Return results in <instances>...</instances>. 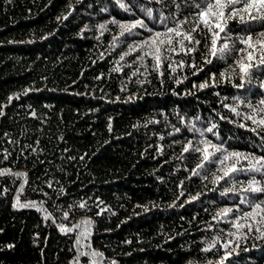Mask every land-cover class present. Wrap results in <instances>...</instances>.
I'll return each mask as SVG.
<instances>
[{"label":"trees","instance_id":"obj_1","mask_svg":"<svg viewBox=\"0 0 264 264\" xmlns=\"http://www.w3.org/2000/svg\"><path fill=\"white\" fill-rule=\"evenodd\" d=\"M122 2L128 11L117 0H0V170L27 174L26 184L0 176V264H264V222L240 220L252 224L251 233L233 227L229 221L248 211L240 197L221 196L224 182L188 178L199 154L179 158L187 140L200 138L191 125L212 123L215 134L205 136L213 143L264 156V130L257 135L245 118L264 116L247 107H262L264 66L242 88L238 74L222 79L235 53L205 64L203 34L195 53L170 54L185 61L182 68L141 62L135 51L121 60L151 33L137 28L139 35L121 36L119 24L143 19L164 31L140 10L160 4ZM188 11L185 5L181 14ZM228 27L235 40L245 29L264 30V22ZM193 60L203 71L188 66ZM205 81L208 87H193ZM17 195L21 203L43 202L46 213L13 209ZM226 207L233 209L227 218L216 215ZM86 220L89 235L79 245L83 228L58 229Z\"/></svg>","mask_w":264,"mask_h":264},{"label":"snow or ice","instance_id":"obj_2","mask_svg":"<svg viewBox=\"0 0 264 264\" xmlns=\"http://www.w3.org/2000/svg\"><path fill=\"white\" fill-rule=\"evenodd\" d=\"M117 2L120 3V6L125 11H128V6L122 0H117ZM148 2L152 3L153 0H148ZM154 2L160 4L162 7L160 9H153L142 5L140 10L147 18L154 22L158 21L163 26L164 31H156L150 28L143 19H136L134 22L128 24H119L121 36H125L126 33L131 36H137L139 33L134 31L137 28L151 33L150 37L143 41L132 43L128 51L121 55V60H124L125 56L135 51L142 53L137 57L141 62H143L145 57H150L156 67H159L162 61H169V67H172V64L175 63L182 68L185 61L182 59L173 61L170 54L183 52L184 55H191L195 53L201 45L198 35L203 34L205 37V51L202 55L205 64H211L213 59L224 60L229 55L235 53L230 72L220 73L222 79L238 74L241 81L238 87L242 88L244 81L251 78L253 70L264 66V30L253 32L251 29H245L243 30V34L238 35L233 40L231 29L228 27V23L233 20L241 24L257 21L264 22V0H191L190 3L189 0H182V2H178V0H154ZM185 5L189 11L186 15H182V7ZM165 8L174 10L169 11L166 15L164 13ZM154 13L158 14L154 15ZM113 22L118 23L116 21ZM185 25H188V27H185ZM100 27L104 28L105 26L101 25ZM117 40L118 38H114V43ZM237 42L242 47L238 48L236 46ZM188 66L197 69V71H203L194 60ZM114 71H119V69H114ZM161 75L163 74L161 73ZM215 78V74H212V81H215ZM181 82V79H177V83ZM208 86V81L198 86L193 85V87H199L200 89ZM25 94H27V90ZM236 99L240 101V98ZM259 103L262 107L258 109L253 107L251 103H248L247 107L252 108L253 113L264 112V99H261ZM226 107L228 106L226 105ZM230 110L234 114L240 115L236 107H231ZM0 115H3V111H0ZM245 118L251 120L256 126L251 131L257 133V135H259L258 130H264V116L257 119L256 114H249ZM216 127L215 123L210 124V126L204 129L196 128L194 124L191 125L189 131L198 133L200 138L195 141L187 140L182 146L179 158L182 160L184 154L189 152L199 154V160L196 166L190 170L188 178L191 179L198 176L202 180H210L211 183L217 186H220L221 182H224L226 186L222 188L220 195H237L240 197L239 204L244 205L248 209V211H242L239 217H234L229 223L238 229L247 226L248 232L251 233L253 230L252 224H240V220L258 216L256 223L264 222V197L261 196V194H264V156H255L252 153L229 150L223 144L213 143L206 138L205 133H214ZM240 127H244V125L241 124ZM179 131L180 129L177 128L176 132ZM217 139H219L218 136ZM261 147L264 148V137H261ZM242 160L247 161V163H241ZM207 165H214L215 167L213 169L207 167ZM185 171H188V169H185ZM6 174L15 175L17 178H22L25 184L27 183L26 173H12L11 169L0 170V176ZM241 176L247 177V179L237 178ZM182 186L183 181H181ZM49 187H51V184H49ZM20 191H23V185H21ZM180 194L183 195L184 193L181 192ZM197 198L198 196H193L191 199L195 200ZM42 204L43 202H40V204L35 202L21 203L20 197L17 195L12 207L16 210L35 208L37 211H44L46 213V209H43ZM79 207L85 208L86 204L80 203ZM236 211L241 210L237 208ZM232 212V208L226 207L220 209L216 215L227 218ZM67 217L68 213L65 212L64 218L67 219ZM49 218L50 215L45 214L44 219L47 220ZM90 224L91 221L86 220L72 227L58 225V229L61 233L68 234L74 228H83V231H80L78 234L79 238L76 240V244L79 245L80 240L87 238L89 235L88 226ZM256 231L260 232L261 229L257 227ZM214 246L215 243L212 244V247ZM210 250V248L203 249L205 252ZM80 254L87 255V253L83 252ZM92 255L99 254L93 252ZM224 259H227V255Z\"/></svg>","mask_w":264,"mask_h":264}]
</instances>
